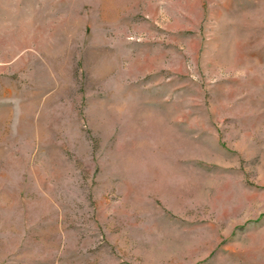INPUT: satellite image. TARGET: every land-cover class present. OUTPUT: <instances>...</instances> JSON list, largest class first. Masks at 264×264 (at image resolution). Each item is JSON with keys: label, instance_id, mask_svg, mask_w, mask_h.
Masks as SVG:
<instances>
[{"label": "rangeland", "instance_id": "obj_1", "mask_svg": "<svg viewBox=\"0 0 264 264\" xmlns=\"http://www.w3.org/2000/svg\"><path fill=\"white\" fill-rule=\"evenodd\" d=\"M0 264H264V0H0Z\"/></svg>", "mask_w": 264, "mask_h": 264}]
</instances>
